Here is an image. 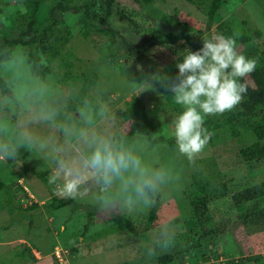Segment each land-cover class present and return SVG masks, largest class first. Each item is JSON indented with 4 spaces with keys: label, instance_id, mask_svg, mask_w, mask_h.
<instances>
[{
    "label": "rangeland",
    "instance_id": "1",
    "mask_svg": "<svg viewBox=\"0 0 264 264\" xmlns=\"http://www.w3.org/2000/svg\"><path fill=\"white\" fill-rule=\"evenodd\" d=\"M69 1L82 4L90 0ZM93 1L97 3L96 8L101 10V0ZM118 4L124 10L131 9L137 13L141 25L159 28L155 33L161 39L168 32H177L178 28L190 29L191 34L201 30L203 33L197 39L201 47L202 36L211 31L219 32L217 25L228 20L237 28V33L248 27L259 29L261 36L255 37L252 44L255 50L264 51V0H225L215 23L209 28L205 13L189 0H154L152 6L145 9H141L140 0H118ZM0 7L3 10L0 37L4 34L18 35L25 28L24 14L34 13L36 9L26 0H0ZM63 16L72 35L62 48L61 55L49 65L51 70L77 96H82L84 91L79 74L94 68L98 81L88 87L87 97L79 101L104 103L124 123L128 132L133 120L127 121L124 111L130 109L135 114L139 113L132 137L141 140L147 138L149 150L154 148L158 156L175 158V147H170L167 139L172 137V121L179 113L161 99L155 85L141 91L140 82L150 74L159 72L174 77L178 72L177 59H182L179 54L185 49H197L186 44L180 46L184 41H179L178 46L152 43L148 52H139L126 61L119 57L115 62L100 63V55L93 42L83 38L78 31L88 21L87 17L82 12L74 11H67ZM164 16L172 21L176 18L177 21L167 25ZM115 24L136 44H141L149 36L133 34L124 23L115 21ZM119 47H125L124 43L120 42ZM237 50L243 52L245 46L238 45ZM123 62L128 63L126 74L118 69ZM67 73L69 76L66 78ZM150 109L153 111L149 112ZM240 129L237 137L230 136L228 132L214 136L194 162L183 157L176 160L183 171L182 180L178 186L165 190L160 197L157 218L149 228L147 224L151 209L134 215L119 208L102 209L95 202L92 189H82V194L71 198V204L63 208L45 211L43 204L51 199L53 193L65 196L56 194L53 186L42 179H48L50 175L48 163L22 149L21 166L0 163V177L8 188L7 192L0 190L1 261L13 259L17 264H264V225L239 222V215L251 203L236 204L232 194L221 187V182H224L229 189L238 192L264 182V160L247 162L240 155L241 148L264 138V129ZM159 137L164 141L157 142L156 138ZM194 175L211 182L208 188L210 211L199 218L186 194L192 188ZM8 197L12 203L8 204ZM36 203L40 207L29 211L19 209ZM8 206H12L15 212L11 213ZM118 214L131 220L142 235L120 231L111 220ZM165 220L178 225L175 242L168 250L147 256L144 245ZM87 223L88 228L84 231ZM208 228H218L219 233L206 238L204 232ZM22 245L32 250V255L25 262H20L16 257ZM73 247L78 248L76 255L72 254ZM56 251L60 252L59 257ZM165 255H171L173 260L162 261L161 257ZM242 258L249 259L243 262Z\"/></svg>",
    "mask_w": 264,
    "mask_h": 264
},
{
    "label": "clouds",
    "instance_id": "2",
    "mask_svg": "<svg viewBox=\"0 0 264 264\" xmlns=\"http://www.w3.org/2000/svg\"><path fill=\"white\" fill-rule=\"evenodd\" d=\"M202 38L199 49L179 54L174 77L153 73L140 82L141 91L160 82L180 108L172 121L175 158L156 155L147 138L129 136L104 103L79 101L42 52L0 46V163L21 166L24 149L48 163V183L58 195L76 198L92 189L102 209L129 215L152 209L182 180L176 160L194 162L207 145L206 117L240 104L248 91L244 78L257 67L256 58L237 50L235 35L211 31ZM177 229L165 220L148 237L145 254L168 250Z\"/></svg>",
    "mask_w": 264,
    "mask_h": 264
},
{
    "label": "trees",
    "instance_id": "3",
    "mask_svg": "<svg viewBox=\"0 0 264 264\" xmlns=\"http://www.w3.org/2000/svg\"><path fill=\"white\" fill-rule=\"evenodd\" d=\"M32 4L36 9L34 13H25V28L19 31L18 35L10 36L4 34L0 37V46H26L31 51L42 52L49 61V65L61 55L62 48L69 42L72 31L68 27L63 14L67 11L82 12L87 20L82 27L78 29L79 34L82 35L88 41H92L94 47L99 52L100 63L115 62L119 57L126 61L129 58L134 57L137 53H146L149 51V47L152 43H157L160 46L172 45L178 46L179 41H184L180 46L191 45L196 49L200 46L197 39L203 32L197 30L196 33L191 34L190 29L184 30L178 28L177 32H168L164 39L158 38L155 31L159 28H150L145 25H141L137 13L131 9L124 10L118 4V0H101V10L96 7L97 3L93 0L86 1L82 4H74L69 0H26ZM196 4L207 16V27H211L215 23L218 11H220L225 0H189ZM154 0H140L141 9L150 8ZM2 8L0 7V16L2 14ZM115 21L124 23L135 35H146L141 44H136L129 40L124 33L116 26ZM171 18L164 16V22L167 25H173ZM219 32L226 35H235L237 38V46H245V53L248 56L254 57L257 60V67L254 72L250 73L244 79L248 84V91L245 94L243 100L234 107L232 110L225 111L222 114L209 115L205 119V126L212 133L209 140H212L214 136L223 132H228L230 136L237 137L240 135V128L253 130L264 129V51H257L252 44L255 37L261 36V31L257 28H243L240 33H237V28L233 27L228 20H223L217 25ZM194 31V30H193ZM152 32L154 34H152ZM152 36H151V35ZM95 36H98L99 39ZM158 39V40H157ZM154 41V42H153ZM120 42L124 43L125 47L120 49ZM122 74H126L128 70V63L123 62L118 67ZM49 70L51 67L49 66ZM159 74L164 75L162 72ZM69 73L65 74L67 78ZM83 84V95L86 94L88 87L95 85L98 81V75L94 68L92 70L83 71L79 74ZM157 90L161 94V99L173 107L178 113L180 111L179 106L175 105L171 98V91L163 87L160 82H153ZM78 96L79 100L87 97ZM150 109L149 112H152ZM124 118L133 120L131 129L129 130V136H133L137 121L135 119L140 116L139 113L135 114L133 110H125ZM137 115V116H136ZM164 138H156L157 142H162ZM167 143L170 147H175L174 138L167 139ZM241 157L247 161H261L264 160V138L256 139L251 144L244 146L240 150ZM45 183L48 184V179L42 178ZM211 182L205 178H200L198 175L193 176L192 188L186 193L188 199L192 205L194 213L197 217L206 216L210 211V198H209V186ZM221 187L225 192L232 194L233 200L236 204H250L251 206L244 210L239 215V222L243 224H259L264 225V182L249 186L241 191L234 192L228 188L227 184L221 182ZM0 190L8 191V188L4 180L0 177ZM8 204L12 203L8 197ZM72 199L69 197H60L52 194L51 199L44 203L43 208L45 211L51 212L60 208H63L71 204ZM40 207L39 204H33L30 207L23 208L21 206L20 211H29L33 208ZM8 210L14 213L12 206H8ZM159 210V203L153 207L149 212V220L147 228L156 220ZM116 223L120 231L127 230L134 235H142L131 220L125 216L118 214L111 219ZM202 220V219H201ZM88 228V223L84 226V231ZM219 233L218 228H208L204 232V237L209 238ZM31 248L27 245H22L20 250L16 253V257L20 262H25L29 255H32ZM72 254L78 253V248H72ZM57 256V255H56ZM164 262H171L172 256L165 255L161 257ZM249 259V258H248ZM242 258V261H248ZM0 264H17L13 259H7L1 261Z\"/></svg>",
    "mask_w": 264,
    "mask_h": 264
},
{
    "label": "built area",
    "instance_id": "4",
    "mask_svg": "<svg viewBox=\"0 0 264 264\" xmlns=\"http://www.w3.org/2000/svg\"><path fill=\"white\" fill-rule=\"evenodd\" d=\"M59 253H60L59 251H56V255H57L58 257H59Z\"/></svg>",
    "mask_w": 264,
    "mask_h": 264
}]
</instances>
